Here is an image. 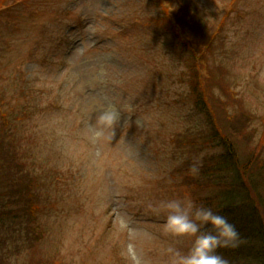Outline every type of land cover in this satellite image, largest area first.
Masks as SVG:
<instances>
[{
	"label": "rangeland",
	"instance_id": "374dc122",
	"mask_svg": "<svg viewBox=\"0 0 264 264\" xmlns=\"http://www.w3.org/2000/svg\"><path fill=\"white\" fill-rule=\"evenodd\" d=\"M0 1V110L38 179L31 223L0 230V264H170L167 248L187 252L192 241L164 230L158 203L185 193L239 202L187 178L189 164L230 148L237 166L224 167L222 185L250 191L232 168L254 158L246 173L263 194L264 0H183L207 36L200 47L187 38L183 53L164 33V0ZM198 66L219 97L208 112L192 92Z\"/></svg>",
	"mask_w": 264,
	"mask_h": 264
},
{
	"label": "trees",
	"instance_id": "16d2710c",
	"mask_svg": "<svg viewBox=\"0 0 264 264\" xmlns=\"http://www.w3.org/2000/svg\"><path fill=\"white\" fill-rule=\"evenodd\" d=\"M162 8L164 9H162V13L164 17H166L164 18V23L173 28L172 37L180 42V44L177 43V45L181 52L184 50L187 51L186 48L189 47V40H187V38H195L198 41L197 45L200 47L199 41L204 37L201 33L203 30L205 31V27L194 17L190 18L191 10L185 6L184 1L174 0L173 3V0H164ZM190 49L193 53V55L191 54V58L193 59L196 58V55L201 54L200 49L195 50L192 47H190ZM196 69L198 71L202 69V77L199 78V74H197L198 80L193 79L191 81L192 92L197 97V103L201 106L200 110L202 112H208L209 105L212 106L219 97L215 94L211 95L207 86L204 85L203 79L211 81V78H207L203 75V68L200 66L199 69L198 66ZM212 81L216 86L221 87V84H217L215 79ZM206 106L207 109L205 110ZM227 108V104L217 106V110L224 117V121L229 124L225 118ZM4 115L5 113L0 110V116L2 117L0 118V230L7 225H14L13 223L16 221L22 222L23 218H25V221L28 219V222L31 223L30 219L26 218V215H31L33 213L34 208L32 207V204L36 197L33 193L34 184H32V179L27 174L25 166L18 164L17 160H14L16 155L14 154V145L11 144L10 122L7 115ZM239 134L243 137L242 142H253L254 134L252 131L246 136L242 131ZM262 137L263 139L260 140V144H263L264 131ZM222 139L223 141L221 145L225 146L226 140L224 138ZM190 144L192 147L195 146L193 142H190ZM3 148L8 152L6 155L5 153H1ZM234 161L235 153L232 152L230 148L228 154L222 153L219 156H214L212 158L208 157L204 161L198 177L189 175L187 178L191 179L190 185L198 189L210 187L216 188L219 193H223L225 192L224 187L225 189L230 188V193H236L240 198V201L236 202L237 204L234 202L236 199H233L230 201L229 205H226L221 210H217L221 215L227 217L230 223L235 225L241 237L240 243L237 247L220 250V254L228 260V264H264V213L263 215L260 213V208H262L261 204L263 202L261 197L264 196V171L262 175L259 174V176L261 175L262 177V185L260 189L263 194H253L252 188L256 185L255 183L259 181V178L255 179L254 175L248 176L246 173L249 166H254V158L243 164L248 165L245 169H241L242 167L232 168L236 170L239 177H241L243 173L246 174L244 181L251 188L250 191L247 192V190L240 187L239 184H237V186H232L236 182L234 179L231 181V184L224 186L222 185V183L224 184V180H226V177L223 175L225 172L224 167L229 168V163L232 162L234 167L237 166V163H234ZM259 164L262 165L263 163ZM255 168L259 170L256 166ZM29 190L30 192H28ZM242 190L245 191V196H243ZM242 199L243 201H241ZM262 205L264 208V203ZM59 262L50 264H60Z\"/></svg>",
	"mask_w": 264,
	"mask_h": 264
},
{
	"label": "clouds",
	"instance_id": "9594fccd",
	"mask_svg": "<svg viewBox=\"0 0 264 264\" xmlns=\"http://www.w3.org/2000/svg\"><path fill=\"white\" fill-rule=\"evenodd\" d=\"M110 115L100 117V122H111ZM201 165L194 162L189 167L193 177L199 174ZM158 209L166 213L164 230L175 238L192 241L187 252L168 247L170 264H228L220 254L222 249L235 248L241 237L228 218L214 210L213 206L197 201L189 193L181 198L160 201Z\"/></svg>",
	"mask_w": 264,
	"mask_h": 264
}]
</instances>
